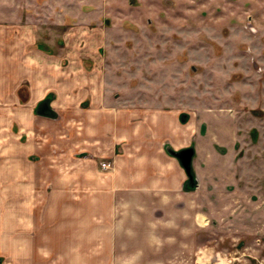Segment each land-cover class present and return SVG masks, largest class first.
Listing matches in <instances>:
<instances>
[{"label":"rangeland","instance_id":"obj_1","mask_svg":"<svg viewBox=\"0 0 264 264\" xmlns=\"http://www.w3.org/2000/svg\"><path fill=\"white\" fill-rule=\"evenodd\" d=\"M52 1L53 8L50 0H0V54L5 42L32 37L30 48L50 54L43 62L55 63V57L65 64L82 62L95 85L103 83V110L129 116L142 105L173 109L188 134L175 136L178 146L167 143L166 150L195 149V186L188 176L184 184L201 205L203 223L191 216L188 226H197L192 234L198 241L162 248L164 254L187 261L175 264H264V0ZM62 5L69 8L61 19ZM69 49L66 58L62 53ZM6 74L0 65V264H31L36 237L48 233L40 226L54 216L50 207L27 214L20 184L7 180L18 175L21 158L70 157L53 123L39 135L33 129L21 132L19 115L26 111L30 86L20 81L17 70L11 80ZM56 97L49 91L36 113L61 119ZM91 100L89 93L81 106L91 108ZM221 115L226 118L223 132ZM233 125L235 130L229 128ZM115 145L123 153V144L109 138L103 157L77 150L71 158L90 157L106 174L100 162H110ZM51 173L50 166L44 168L45 176ZM54 186L39 183L33 195L50 203ZM195 255L201 260L194 262Z\"/></svg>","mask_w":264,"mask_h":264},{"label":"crops","instance_id":"obj_2","mask_svg":"<svg viewBox=\"0 0 264 264\" xmlns=\"http://www.w3.org/2000/svg\"><path fill=\"white\" fill-rule=\"evenodd\" d=\"M52 2L50 0L53 8ZM83 7L80 6L81 11ZM68 8L64 6L63 11H58L61 19ZM108 8V4L103 3V13L108 14ZM114 9L116 8L113 6ZM72 35L73 33L68 34L71 40ZM26 37L23 41L20 37L17 38L20 41L5 42L2 45L3 54H0V65L6 68L7 79L11 80L13 71L17 70L20 81L27 82L30 86L26 111L19 115L21 132L30 134L28 129H33L35 134L42 133L46 123H53L60 139L66 143L60 147L67 146L70 157H57L51 161L21 158L18 175L7 180L20 184V196L25 199L27 214L36 215L43 208L50 207V213L54 216L47 225L41 224L40 227H46L48 233L44 238L36 237L37 250L33 256H29L32 260L28 262L186 263V260H182L184 256L173 255L171 252L164 254L165 250L162 248L186 247L189 241H198L192 234L193 228L196 230L197 226L190 228L188 219L192 220L190 217L197 215L196 223H203L198 219L203 213L201 205L193 192L185 190L184 181L188 176L185 169L179 159L166 150L167 143L178 146L175 136L188 134L187 128L177 123L179 117L175 119L172 116L173 109L163 105L137 106V111L133 110L129 116L124 111L114 113L108 107L103 110V95L100 97L103 83L95 85L97 80L92 78V73L86 72L82 62L71 60L65 64L57 57L55 63L43 62L46 60L45 56L50 54L39 47L30 48L32 37L30 41ZM63 51L66 49L63 48ZM68 52L70 49L62 55L69 58ZM95 89L97 92L92 94ZM51 90L56 92L54 101L61 107L60 110L57 108L61 115L58 120H50L49 117L36 113L38 103ZM89 93L92 95V105L85 109L81 103ZM83 94L86 95L85 98ZM76 96H81V100H77ZM138 107H142V110H138ZM225 119L222 115L217 119L222 122V132L226 126ZM234 125L229 128L235 130ZM125 136L131 138L128 140ZM109 138L112 141L115 139L116 144H123V153H118L115 145L114 152L110 154L112 169L106 170L108 173L101 170V162L98 169L90 157L82 160L71 158L77 150L103 157V143ZM123 139L126 140L125 143ZM210 143L212 151H216L213 142ZM34 148L37 151L40 149L38 146ZM88 154L86 155L89 156ZM36 155L39 156V152ZM48 166L52 173L45 176L44 168ZM87 166L90 169H86ZM42 182L55 184L50 203L39 199L38 193L33 195ZM32 184L37 186L33 187ZM200 188L197 185L196 192ZM201 257L195 255L192 260L198 262Z\"/></svg>","mask_w":264,"mask_h":264},{"label":"water","instance_id":"obj_3","mask_svg":"<svg viewBox=\"0 0 264 264\" xmlns=\"http://www.w3.org/2000/svg\"><path fill=\"white\" fill-rule=\"evenodd\" d=\"M171 154L177 157L185 169L188 178L192 184H194V174L192 169V161L195 154V149L193 147L183 148L179 151L171 150Z\"/></svg>","mask_w":264,"mask_h":264},{"label":"built area","instance_id":"obj_4","mask_svg":"<svg viewBox=\"0 0 264 264\" xmlns=\"http://www.w3.org/2000/svg\"><path fill=\"white\" fill-rule=\"evenodd\" d=\"M101 166H102L103 169H106V170L107 169H112V162H109V161L108 162H106V161L102 162Z\"/></svg>","mask_w":264,"mask_h":264},{"label":"flooded vegetation","instance_id":"obj_5","mask_svg":"<svg viewBox=\"0 0 264 264\" xmlns=\"http://www.w3.org/2000/svg\"><path fill=\"white\" fill-rule=\"evenodd\" d=\"M194 180H195V178H194ZM191 183V182H190ZM194 185H195V183H194ZM196 187H197V185H196Z\"/></svg>","mask_w":264,"mask_h":264},{"label":"trees","instance_id":"obj_6","mask_svg":"<svg viewBox=\"0 0 264 264\" xmlns=\"http://www.w3.org/2000/svg\"><path fill=\"white\" fill-rule=\"evenodd\" d=\"M195 186V185H194Z\"/></svg>","mask_w":264,"mask_h":264}]
</instances>
